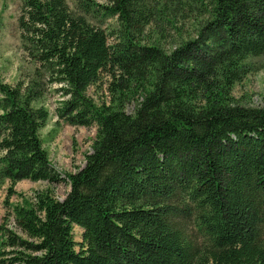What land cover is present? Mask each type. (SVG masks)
<instances>
[{
	"label": "trees",
	"instance_id": "trees-1",
	"mask_svg": "<svg viewBox=\"0 0 264 264\" xmlns=\"http://www.w3.org/2000/svg\"><path fill=\"white\" fill-rule=\"evenodd\" d=\"M18 28L68 96L57 116L97 133L62 200L47 187L9 206L0 264H264V108L233 95L264 66V0H22ZM36 88L0 83L6 206L21 180L64 181Z\"/></svg>",
	"mask_w": 264,
	"mask_h": 264
},
{
	"label": "rangeland",
	"instance_id": "rangeland-1",
	"mask_svg": "<svg viewBox=\"0 0 264 264\" xmlns=\"http://www.w3.org/2000/svg\"><path fill=\"white\" fill-rule=\"evenodd\" d=\"M77 1L79 0H66L71 10L75 9ZM93 2L106 4V0ZM95 10L97 9L94 8L90 15L92 22L107 32L111 31L116 26L115 18L96 16L94 14L98 12ZM21 13L22 0H0V83L20 85L22 88L30 85L37 87L41 97L33 105L42 106L48 112L47 122L39 130V136L50 163L64 181L50 185L46 181L21 180L14 185L16 194L10 197L7 206L5 198L9 182L0 184V223L10 212L9 206L19 201L20 195L30 197L34 191L49 187L55 197L62 200L70 189L67 174L74 173L84 166L86 155L92 152L97 133L96 126L71 125L57 116V108L68 96L62 90V84L56 81V74L34 60L25 49L18 28V17ZM253 63L254 70L236 84L233 95L239 104L264 108V66L261 59H255ZM107 81L108 77L101 75L96 84L87 88L86 96L96 103L108 102ZM126 110L132 113L134 104L128 105ZM9 221L12 222V219ZM81 233L82 229L74 225L73 237L76 242L81 241Z\"/></svg>",
	"mask_w": 264,
	"mask_h": 264
}]
</instances>
